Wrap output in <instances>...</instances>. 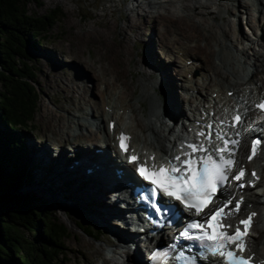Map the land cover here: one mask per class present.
<instances>
[{
    "label": "bare ground",
    "instance_id": "1",
    "mask_svg": "<svg viewBox=\"0 0 264 264\" xmlns=\"http://www.w3.org/2000/svg\"><path fill=\"white\" fill-rule=\"evenodd\" d=\"M103 1V0H101ZM118 1V0H113ZM139 2V6L146 5L147 10L146 12V20L142 25H139L134 18V15L131 13H128V16L130 18V24L127 25H120L119 20L114 18L112 21L107 20L109 23H105L103 21H100L99 25L102 26L103 30L98 29H89V30H83L81 31V34L75 35L73 37L76 38L78 41V44L81 46H90L95 44L98 47L97 50V56L99 57L100 61L104 60V63L108 62V65L106 66H113L114 63L117 62L118 64L122 63V61L127 60L128 55L127 51L129 49L128 45V39H130V31H138L145 26L147 28L155 21H161L163 25V30L165 31V34L163 33V42H165L168 39V33L171 31L174 33L175 28H172V26L169 24L170 22H176L178 25H182L185 29L184 31L181 30V33L179 32V36H177L174 40L175 43H178L180 41L185 40L189 36V32L191 30H196L197 28H193L194 24L195 26L202 27L204 26V30L208 32V34L212 37H219V36H227L232 37V42L224 43L222 40L220 43L216 42L217 48L214 47V49L208 48L209 55L214 54L217 59L215 60V63L211 61L209 58L206 62H204L203 58L199 56L198 53L192 52L189 53V47H182L184 48V55L185 60H194L192 65H187V68L184 69V71L189 73L194 72V76L191 79H188V77L185 78L187 82H192L194 80L195 84L188 85V83L185 81L183 82L184 87L182 88V84L180 89L186 91L184 96L186 98L183 100L182 94L178 90V87L176 86V82L174 81L173 75L174 72L168 68V71L166 74L162 71L164 68V65L160 64L158 62L157 57V49H152L151 58L153 62L151 64L154 66V71L156 73L160 74V88L161 90L164 89L166 96L163 98V96H159L158 93H149L142 89V93L140 96L136 98L137 101L141 102V105L144 107L145 101L148 100L150 109L147 111L148 115H145L143 112H140L137 114L135 111L141 110L142 108L136 107V110L132 108V106L127 105L126 102H123L121 98L128 96V87L125 88L127 91L125 92H119L115 88L116 79L114 81H111L112 86V92H108V83L102 81L104 85V91L108 92L109 99H106L102 96L105 95V93L101 96L102 99H100V102L98 103L97 100H94L92 98L88 97V101H85L82 98H87L86 93L89 90L88 82L86 83L88 87H81L79 83L75 82V78H73L70 75L69 84L67 86H62L63 90H69L72 95L76 94L78 91L77 88H81L84 95L80 96L78 94L76 101L77 107L74 109L73 102H71V98H69V107L66 108L67 111L74 110V115H64L60 114V112H53L51 115H49V118L51 122L53 123L51 126L54 127V135L51 140H47L44 142L43 148H38L35 143H33V147L30 149L33 153V161L36 162V164L39 165V171L34 176L31 184V188L34 191H40L43 195L49 197L56 198L62 197L63 199H69L70 202H66L64 206H67V204L78 206V201H82L83 205L86 206L89 204L91 205V209L93 212H91L89 219L86 220L85 226L88 227V223L90 226H93L94 224H99L102 229L93 228L94 237L97 239L101 238V235L103 232H105L104 236L102 237V240L105 241L107 246H110L108 249L104 245L98 246L96 243L81 239L80 243L82 246L89 248V252L92 254L94 258L92 263L89 264H148V259L146 258L145 250L144 252L141 251L143 248L141 243L139 244L138 251L136 252V255L138 257V262H135L136 259L131 257L132 259L130 261L121 262V260L124 258V254H129L130 250L128 249L129 246L127 241H136L138 236L137 234L131 233V229L128 227V230L125 228V226L122 225L123 219H127L123 214V211L121 210L122 207L118 208L119 203L122 201H117L114 203L112 201V194H114V191L108 190L105 188H100L95 186L94 184H98L99 180L92 181V183L89 184V181L84 179L83 173L80 171L82 169L89 168V164L96 163L97 165L105 163L106 165H109V160H111V156L115 155L117 158L118 150L113 144V138L114 135H116L119 130L126 129L130 133L134 134L133 139V146L137 147V151L140 150V144H143L141 147L143 152L141 153L144 157H149L150 155H153V153H156L157 159L160 158L162 155H170L173 154V151L175 148L178 147V141L183 138V134L186 131H189V126L186 122H194L196 120V116L203 115V112H207L209 115H211L212 111L214 110L215 113L213 115V118L215 120L222 119L228 121V117L231 118L233 113L235 112L236 107H242L245 109V107L248 105L250 100H252L257 95H261L264 92V84L262 81L256 80V74L257 72H261V70H264V50L263 51H257L255 50V45L251 44L252 41L255 43L259 39H254L251 37V41L249 39H246V36H244V33L239 29L236 28V22H233L232 20H225V25L223 24H216L214 22H210L209 18L211 14H215L216 11L212 10L214 8V5L217 4L219 8L220 15L224 12L232 13L233 16H235L238 13L239 7H243L246 10V13L250 14L247 17V21L251 22L253 25L257 28V25L264 26V20L259 19L258 15L254 12L255 8L250 3V0H236L237 3H231L229 5H226L222 3L223 0H137ZM227 1V0H226ZM264 3V0H261ZM164 2H176V3H182L183 8L180 9V11H184L185 13L183 15H179L176 12H168L165 14L164 12H160V14H155V9L153 7H158L159 9L162 7L164 8ZM152 4H155L156 6H152ZM177 6V5H176ZM260 6V5H259ZM178 7V6H177ZM205 10L208 11L206 13ZM260 8V7H258ZM116 9L110 10L112 12ZM261 10V9H259ZM258 10V12H260ZM159 11V10H158ZM264 11L261 10V12ZM223 13V14H224ZM109 17V12L106 11V13H103V17ZM215 19L217 18L216 15H213ZM222 17V15H221ZM225 17V16H223ZM103 20V19H102ZM99 21V20H98ZM106 21V22H107ZM207 23H209V26H205ZM171 26V27H170ZM251 28L250 30H252ZM259 29V28H257ZM255 29V31L257 30ZM117 30H120V33L123 35V39L119 40L115 33ZM262 30V38L264 40V29ZM177 31V30H176ZM175 31V32H176ZM206 32V33H207ZM254 32V31H253ZM192 33V32H191ZM197 34V33H196ZM207 34V36H208ZM222 34V35H220ZM112 36V38H111ZM173 36V35H172ZM195 36V35H194ZM197 38V37H196ZM194 41L199 42V39L197 38ZM226 38V37H225ZM220 39V38H219ZM201 40V39H200ZM203 40V39H202ZM208 41V40H207ZM239 41H241L242 47H239ZM162 42V43H163ZM209 42V41H208ZM165 45V43H163ZM201 44L196 43L194 46H199ZM224 45L226 47H230L231 49L236 48V50H226L224 52V55L222 56V53L224 51ZM114 46L113 52L109 53L108 47ZM203 46V45H202ZM207 46V43H204V47ZM207 48V47H206ZM252 49L253 52V58L254 61L250 62V55H249V49ZM264 48V47H263ZM169 49V47L167 48ZM196 53V54H195ZM210 57V56H209ZM119 58V59H118ZM215 59V58H214ZM83 61L82 59H80ZM176 63V60H172V63ZM125 63V62H124ZM248 63L251 68H248ZM120 66V65H119ZM116 67V65L114 66ZM122 67V66H120ZM124 67V66H123ZM166 67V66H165ZM225 68L228 70V76L221 73L219 68ZM118 69V67H116ZM249 69V70H248ZM122 72L123 70H118ZM237 71V72H236ZM125 72V71H124ZM197 72V73H196ZM226 72V70L224 71ZM236 73L233 76L234 80L231 81V75L230 73ZM53 73V71H51ZM57 73V72H54ZM180 73V72H179ZM95 74V73H94ZM181 74V73H180ZM87 75V74H86ZM202 75V81H199L197 79V76ZM175 76V75H174ZM214 77H217L215 84L212 88V91L209 92L208 87L211 84V80H214ZM87 80L89 79V76H86ZM93 79V77H90ZM264 78V77H263ZM108 80V79H107ZM119 80V79H118ZM264 80V79H263ZM86 81V79L84 80ZM252 82L255 86H247L249 83ZM262 82V84H261ZM251 84V85H252ZM110 86V87H111ZM123 86V85H122ZM153 86L156 87L157 84L153 83ZM162 86V87H161ZM246 86V88H245ZM205 88V89H204ZM251 88L250 92H247V89ZM190 89L196 90L197 93L190 94L188 91ZM203 89V90H202ZM211 90V88H210ZM234 91V94L230 96L228 94V91ZM157 91V90H156ZM155 91V92H156ZM103 92V91H102ZM195 92V91H194ZM214 92L217 93V95H214ZM70 93V94H71ZM73 97V96H71ZM104 98V99H103ZM149 98V99H147ZM92 99V100H91ZM74 100V99H73ZM121 100V101H120ZM194 100H198V104L194 108L193 106L189 108V110L193 111V114H186L187 108L181 105L182 103H191ZM120 101V103H119ZM91 103V104H90ZM86 104H90L91 109L86 107ZM201 104V105H200ZM60 109H62V106H59ZM108 107V109H107ZM96 109L99 111V115H96ZM124 109V110H123ZM65 110V109H64ZM120 110H123L122 114L119 112ZM144 110V109H143ZM146 113V112H145ZM256 114V115H254ZM185 115V116H184ZM126 116V117H125ZM169 117V119L172 121L170 123H165V117ZM186 118V122L182 119ZM108 119V124H110V120L116 119L118 122L116 124V129L112 133L109 130L108 124H106V120ZM131 120V123H126L125 120ZM67 123H66V122ZM166 121V120H165ZM65 122L67 130L64 132H60L59 127L60 125ZM128 122V121H127ZM182 122V123H181ZM218 122V121H216ZM136 123L135 126L132 124ZM139 123V124H138ZM106 124V125H105ZM50 125V124H49ZM100 128L102 130L101 132L105 131L106 138L103 137L101 134H98V132L95 130L96 128ZM224 127V126H222ZM144 131L149 132L150 135L152 134L154 141H156L158 144L156 147H149V144L147 142V137L143 134ZM237 131L243 132V135L247 139H251L254 135L261 136L264 138V120L262 119L261 113H259L257 110L252 109L251 112L244 116V121L241 123L240 128L237 129ZM51 132V131H50ZM142 132V133H141ZM262 134V135H261ZM59 135L61 136V140L57 138ZM65 136H67L65 138ZM44 137V136H43ZM82 138H86V142L83 144L80 142H77L76 140H81ZM67 144H71L73 146L67 147ZM106 144H108V147L105 148ZM28 147V146H27ZM74 147V149L72 148ZM101 148L104 150V152L97 153V149ZM71 151H68V150ZM55 150H58L57 157L55 156ZM34 151L36 152L34 154ZM68 151V154L67 152ZM145 151H148L149 153H145ZM29 152V151H28ZM62 153V155H61ZM107 154V160L104 161ZM43 157H42V156ZM168 155V156H169ZM62 156V158H61ZM56 157V159H54ZM59 158V159H58ZM77 159L79 163L68 166L67 163L70 159ZM55 161V160H57ZM120 159V158H119ZM262 160H264V157H262ZM124 159L117 160L116 166H119L118 164H123ZM48 163V166L45 164ZM34 164L33 170L37 168V165ZM255 165L259 169V173L262 177L261 182L264 180V165L257 164L255 161ZM124 169L127 172V175L129 177H132L133 180H135V176L130 172L132 170L131 166L129 164H123ZM31 167V166H30ZM93 172L89 175H85L86 177L94 178L95 175H99L100 170L97 169L95 166H93ZM103 170H108V168L103 167ZM77 171V172H76ZM129 171V172H128ZM37 172V171H36ZM35 174V173H34ZM94 174V175H93ZM73 177H72V176ZM113 180H117L115 174L113 173ZM66 178L65 181H62V178ZM52 178V179H50ZM80 178V179H79ZM83 179V180H82ZM81 180V181H80ZM88 181V182H87ZM88 187V191H90L88 194L84 192H77L81 190H85ZM99 185V184H98ZM261 185V183H260ZM258 185V186H260ZM75 186V189L73 187ZM256 188V187H255ZM251 188L249 189L250 192L247 194V203H245V206L251 202L254 204L256 211H261V209H264V191H257L258 188ZM118 190L123 191L124 187L120 185ZM68 191L74 192V195L68 198L66 196V193ZM107 192H110V200L106 199ZM31 194H35V192H30ZM83 194V196L79 195ZM125 193L122 195L124 196ZM49 200H51L49 198ZM52 201V200H51ZM82 205V206H83ZM81 206V205H80ZM81 206V207H82ZM80 207V208H81ZM84 208V207H83ZM76 211V210H75ZM87 211V210H86ZM264 212V211H261ZM80 215L81 213L78 212ZM80 217V216H79ZM123 218V219H122ZM88 219V218H87ZM93 224V225H92ZM82 224L79 223V226ZM84 226V225H82ZM104 229V230H103ZM263 230V229H262ZM110 233H108V232ZM164 231V230H163ZM162 231V232H163ZM102 232V233H100ZM257 233H260L259 230L256 231ZM264 233V230H263ZM131 234L134 235L133 238L131 237ZM171 235L172 232H169L168 230L163 233V235ZM262 235V234H261ZM113 236V237H112ZM260 237V234H257V238L255 236V239L251 243L252 252L256 253V244L255 241H257ZM159 236L148 238V240L145 243V247H150L151 245H157L159 240ZM261 240V239H260ZM81 247L77 248L78 251L82 250ZM264 248H262L263 250ZM108 250L109 254H108ZM261 251V250H259ZM143 252V255H142ZM259 254V252H257ZM124 261V260H123ZM91 262V261H90Z\"/></svg>",
    "mask_w": 264,
    "mask_h": 264
},
{
    "label": "rangeland",
    "instance_id": "2",
    "mask_svg": "<svg viewBox=\"0 0 264 264\" xmlns=\"http://www.w3.org/2000/svg\"><path fill=\"white\" fill-rule=\"evenodd\" d=\"M222 3L229 5L231 3H237V1L236 0H227V1L223 0ZM250 3L255 8L254 12L256 11L255 13L257 15L259 14L258 17L262 23V20H264V11L261 12V10H263L264 8V3L261 0H250ZM153 5L156 6L155 4H152V6ZM217 6L218 5L215 4L214 8H212V10L216 11V13L210 15V18H209L210 22H214L218 25L220 24L225 25L226 19L236 22V26H237L236 28H239L244 33V36H246V39H249V41H251L252 39L251 37H253L254 39H259L255 43H253V41L251 43L255 45L254 46L255 50L260 51V52L264 50L263 48L264 40L261 37L262 36L261 28L263 27L264 29V26L259 25L260 24L259 23L257 25V28L259 29H257L253 25L252 20L251 22L247 21V17L250 14V12L247 14L245 8L239 7L240 9L238 10V13L235 16H233V12L232 13L223 12L224 14L222 13L221 14L222 17H221L219 13L220 10ZM153 8L156 11L155 14H160V12L162 13L164 12L165 14H167L168 12H171V13L176 12V14L178 13L179 15H183L185 13L182 10L180 11V9L183 8L182 3L178 4L176 2H164V8L162 7L160 9L158 7H153ZM27 9L30 14L34 15V17L42 16L48 13L50 14L53 11L55 12L53 15V23H51L50 27L47 28V30L44 33L48 37H45V36L41 37V40H39V42L34 41L33 39L28 40L25 45V48L27 49V52L30 55L29 60L33 64L32 66H33V73H34V78H35L34 84L37 87V92H38L37 93L38 107L36 109L34 121L30 123V125L28 126L29 127L28 129L23 130V134L25 136L24 137L25 143L28 146L26 149V153L30 155L31 161L28 164V175L29 176L27 179L26 178L24 179L25 184L21 187L20 191L22 193H29V195H35L38 198V202L44 206L45 212H47L48 216H50V214L52 213L53 215L57 216V218L67 226L70 232V236L66 237L65 253H66L67 260H64V264H89V263H92L93 261L92 258L94 257L89 252V248L82 246V244L80 243L81 239L84 238L86 240H90L96 243L98 246L104 245V247L106 246L107 249L110 247V246H107L109 243L106 244L105 241L102 240V237H105L104 236L105 232H103L100 239H97L94 237V235L86 233L85 230H83L79 226V223L85 226L86 220H90L89 214L93 212V210L91 209L92 208L91 205L88 204L85 208V206L83 205V202L78 201V204H77L78 206L70 205L71 203L67 204V206H64V204L67 201L70 202L69 199H65V198L63 199L62 197L61 198L57 197L58 200H56V198L54 197L52 198L51 195L47 197L43 195L40 191H34L31 188V184H30L32 182L31 178H33L32 177L33 175L35 176L38 173L39 171L38 169L40 167L38 164H36L35 161H33V153L32 151H30V149L34 146L33 143H35L36 146H38V148L42 149L44 142L47 140L48 141L51 140V138L55 136L54 135L55 128L51 126L53 123L51 122L49 115H51V113L55 111L60 112V114H64L68 116L72 114L74 115L73 113L75 112L74 110H71V111L66 110V108L69 107L68 105L70 102L69 98L72 99L71 102H73L74 109H76L77 108L76 106L79 104V103L77 104L78 100L76 101V98L78 94L80 96L84 95L83 93L80 94L84 86L85 87L89 86V90L85 92L87 98H82L85 101H88V97L94 100H97L98 103L100 102V99H102V97L109 99L110 97L108 96L107 93L110 92L111 94H113L111 81H114L115 79L117 83L115 84V88L117 91L125 92L128 89V93H127L128 96L123 97V99L121 98V100L123 102H126L127 105L129 106L131 105L134 110H136V107L142 108L141 110L139 109L135 111L137 114H139L140 112H143L145 115H148L147 111L150 109L148 100L145 101L144 107L141 105L140 101L136 100V98L140 96V94L142 93V89L144 88V90L149 93H158L159 96L161 95L163 96V98L166 96L164 89L161 90L159 86L160 79H161L160 74L154 71V66L151 64V62H153L151 58L152 49H155V48L157 49V57L159 59L158 62L164 65V68L162 69V71L164 72V74H166L168 71V68H170V70L174 72L175 76L173 75V78H174V81L176 82L175 84L178 87V90L180 91V93L182 94V97H183L182 99L184 100L186 96H184L183 94H185L186 91L180 89L181 85L179 83L182 84V88L184 89L186 88L184 87V84H183V82L186 81L185 78L188 77V79H191L192 77L189 78V75L187 74V72L184 71V69H186L185 67L186 63L184 62V59L188 55L183 56L184 48L182 47H189V51H188L189 53H192V52L198 53L199 56L203 58L204 62H206L210 58L211 61L215 63V60H217L218 62V59L214 54L209 55L208 48H211V49H214V47L217 48V45L215 43L216 42L220 43L221 41L219 40H222V42L224 41V43L229 44L231 42L233 44L232 37L231 36L229 37V35L228 37L227 36H224V37L219 36L217 38L213 36L211 37L208 34V32L204 30V26L199 27V26H195L194 24L193 28H197V29L191 30L192 33L189 32V36L185 38V40L175 43L174 39L177 36H179V32L181 33V30L184 31L185 33V29L183 28L182 25H178V23L176 22H170L169 24L172 26V28H175V31L176 30L177 31L176 32L174 31V33L170 31L168 33V39L165 42H163L164 40L163 33L165 34V31L163 30L164 28H163L162 22L157 20L155 21V23H153V25L149 26L148 28L147 26H145V28L141 30L130 31L131 37L130 39H128L129 49L127 51L128 58L127 60L122 61V63L120 64L115 62L114 64L116 65V67H118L117 69L116 67H114L115 65L106 66L108 65V62L104 63V60L100 61L96 53L98 50V47L95 44L90 45V46H81L78 44V41L76 40V38L73 36L74 34L75 35L81 34V31L83 30L84 31L89 30V29L103 30L104 28L99 25L100 24L99 22L103 21L105 23H109L107 20L112 21L114 18L119 20L120 25L128 26L130 24V18L128 16V13L133 14L135 21L139 25H142L144 21L146 20V12H145L147 10L146 5L139 6V2L137 0H118V1H113V0H103V1L101 0H33V1H30ZM112 9H116L113 12V15H112V12L110 11ZM203 10L206 13H208V11L205 10L204 8ZM258 10L260 12H258ZM106 11L109 12V17H105V16L103 17V13L104 12L106 13ZM213 15H216L217 18L215 19L214 17H212ZM205 26H209V23H207ZM251 28L253 29L250 30ZM255 29L257 30L255 31ZM114 33L119 40L123 39V35L120 33V30H117ZM196 37L199 39V42L194 41ZM162 42L165 43V45ZM196 43H199L201 45L194 46ZM204 43H207V46H206L207 48L206 47L203 48ZM241 43L242 42L239 41L238 43L239 47H242L243 44L241 45ZM168 47L169 49H167ZM114 48H115L114 46L108 47L109 50L107 51H109V53L110 52L112 53L113 52L112 50H114ZM233 49L236 50V48L234 47ZM233 49H231L230 47L228 48L224 45V51L222 53V56L224 55V52L226 50L234 51ZM249 51H250L249 55L251 56L249 61L253 62L254 61V58H253L254 56L252 54L253 50L250 48ZM80 59H82L83 61H81ZM174 59L176 60V63L175 62L172 63V60ZM119 65L122 67H120ZM251 67L252 66H250L248 63V68H251ZM118 70H123V71L120 72ZM225 70L226 72H224ZM51 71H53V73H51ZM218 71L228 76L229 72L227 69L220 67ZM54 72H57V73H54ZM86 74L89 76L88 80L86 78L87 76ZM234 74L236 73L234 72L232 74L231 73L229 74L231 75V77L229 76V78H231V81H233L234 80L233 78H235V76H233ZM70 75L73 78H75V82L79 83L82 87V89L77 88L78 91L76 92V94H73V95L69 90L62 89V86H67L69 84L68 78H70ZM90 77H93V79ZM263 77H264V70L263 71L261 70V72L258 71L256 74V80L262 81L264 84ZM85 79L86 81H84ZM197 79L199 81H202V75L201 76L198 75ZM215 79L216 81H219L217 80V77L216 78L214 77V80L210 81L211 84L208 87L209 92L212 91V88L214 84L216 83ZM102 81L103 83L104 82L108 83V87H109L108 92H105L103 90L104 85ZM87 82L89 83L88 86L86 84ZM153 83L157 84V86L154 87ZM187 83L188 85L195 84L194 80L192 82H187ZM248 83L249 84L247 86H251V87L255 86L252 84V82H248ZM124 85L127 86L128 88L125 87ZM250 89L251 88L247 90H250ZM0 90H2L1 83H0ZM193 91H195L194 93H196V90L194 89H190V91L187 90V92H189L190 94H192ZM104 93L105 95L102 96ZM198 103H199L198 100H194L191 103H187L186 101L185 103H182L181 101V105L183 104V106L187 108L186 111L188 112H186V114L192 113L193 111L189 110V108H191L192 106L195 108L196 104ZM90 104H86V107L91 109L92 106H90ZM59 106H62L63 108L60 109ZM96 115H99V111L97 109H96ZM185 119L186 118H183L182 121H184ZM165 120L164 122L166 124L167 123L172 124L171 123L172 121L169 119V117L166 116ZM65 122H63L59 127V130L61 133L67 130L66 128L67 122L66 123ZM107 123H108V119L106 120V124ZM135 124L136 123H133L132 125L135 126ZM142 132L145 136H148L147 142L149 144V147H156L158 143L156 141H154L153 143L154 137L152 134L150 135V131L146 133L144 131ZM61 136L62 135H59L57 138L61 140ZM66 137L67 136H65V138ZM76 141L83 144L84 142H86V138H82L81 140H76ZM66 146L70 147L73 145L66 143ZM72 148L74 149V147ZM71 150L69 149L68 151H71ZM68 151H66L67 154H68ZM54 152L56 156L59 151L55 150ZM35 153L36 152L34 151V154ZM56 157L54 159H56ZM58 159L55 161L59 162ZM75 160L77 159H73V158L70 159L66 165L67 168ZM34 164L37 165V168L33 170ZM45 165L48 166V163H46ZM81 171H84V170L82 169ZM83 177L85 179L86 176L83 175ZM65 179L66 178L63 177L61 180L65 181ZM88 187L89 185H87V188L85 190H81L77 192L78 193L84 192L88 194L90 192L88 191ZM73 189H75V186L73 187ZM262 190L264 191V180L263 182H261V185L258 188V191H262ZM30 192H35V194H31ZM107 194L108 195H106V199L110 200L109 194L111 193L107 192ZM70 195L73 196L74 192L68 191L66 193V196H68V198L70 197ZM79 196H83V194ZM49 198L52 201L49 200ZM263 198H264V195H263ZM80 205L81 206L83 205V206L81 207ZM261 211H264V209H261ZM261 211H259L261 213V215H259V219L263 217V220L262 221L259 220L258 227H257V229L260 227V233H258V235L260 234L259 238L261 240L258 239L257 241H255L258 251L259 250L264 251V249L262 250V248H264V233H263L264 212H261ZM78 212H80L81 215ZM88 227H90V229H93V228L102 229V227L99 224H94L93 226H88ZM81 246H82L81 248L82 250L78 251L77 248ZM144 247L145 246H143V248L141 249V251L143 252L145 250ZM143 252H142V255H143ZM259 256H261V254Z\"/></svg>",
    "mask_w": 264,
    "mask_h": 264
},
{
    "label": "trees",
    "instance_id": "3",
    "mask_svg": "<svg viewBox=\"0 0 264 264\" xmlns=\"http://www.w3.org/2000/svg\"><path fill=\"white\" fill-rule=\"evenodd\" d=\"M30 1L0 0V264H64L67 226L52 213L48 216L35 195L20 191L31 161L23 130L38 107L25 45L48 37L44 33L55 12L34 17L27 9Z\"/></svg>",
    "mask_w": 264,
    "mask_h": 264
},
{
    "label": "snow or ice",
    "instance_id": "4",
    "mask_svg": "<svg viewBox=\"0 0 264 264\" xmlns=\"http://www.w3.org/2000/svg\"><path fill=\"white\" fill-rule=\"evenodd\" d=\"M258 107L264 109V103L259 104ZM241 120V115L234 117L235 122ZM221 123L224 121L222 120ZM207 127L209 131H201L200 135L206 136L209 145H213V125L209 124ZM129 139L123 133L119 137L120 149L125 153L130 151ZM216 139H222V147H205L197 142L188 143L186 147L190 151L173 156L167 166L149 167L147 161L140 163L137 169L138 174L149 182V187L141 195V199L150 202L149 206L158 216L166 215L169 207H175L170 204H159L156 199L158 195L172 197L176 201L182 202L186 211L194 210V215L191 222L183 228L180 237L189 241H198L201 249L226 258V264H251L250 255L245 257L242 253L246 250L250 253V248H247V240L253 217L257 214L250 213L247 218L240 219L239 223L234 226L232 220L234 213H239L241 210L240 202H236L234 207L229 209V205H233V199L228 198L225 203L210 207L217 194L223 195L230 187L229 176L232 175L235 161L231 155L233 150L229 145L239 144L238 140L224 139L219 135ZM260 144V139L253 143L252 156L256 155L257 146ZM181 147L183 148L184 145ZM198 152L205 153V155L196 157L195 154ZM226 153L228 155H225ZM182 155L185 157L183 160L181 159ZM252 156L249 158L251 159ZM129 159L130 162H136L140 160V157L131 155ZM245 174V171L241 169L233 176V179L241 181ZM252 175L255 176L256 173L253 172ZM239 186L243 187L244 185ZM205 209H208V212H205ZM233 227L234 231L229 232V229ZM177 247L176 243H172L163 249L156 250L153 252L152 260L156 264H165ZM174 258L184 261L185 264H197V257L186 255V249L179 251ZM220 264H225V261L221 260Z\"/></svg>",
    "mask_w": 264,
    "mask_h": 264
}]
</instances>
